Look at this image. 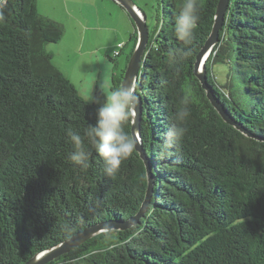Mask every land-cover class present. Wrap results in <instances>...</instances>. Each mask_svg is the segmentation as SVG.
<instances>
[{"label":"trees","instance_id":"16d2710c","mask_svg":"<svg viewBox=\"0 0 264 264\" xmlns=\"http://www.w3.org/2000/svg\"><path fill=\"white\" fill-rule=\"evenodd\" d=\"M160 2L136 89L155 180L151 203L139 223L100 232L46 264H264V140L255 138H264V0L229 1L206 61L224 110L255 137L222 118L194 73L219 0H198L192 55L180 63L174 54L183 44L174 28L183 0ZM0 10V264H25L87 227L135 216L147 170L137 150L114 177L104 175L94 150L86 172L70 161L66 132L95 123L105 91L96 87L88 101L54 64L46 47L61 40L64 27L39 12L38 0H5ZM134 28L113 87L122 84L137 44ZM218 61L234 73L225 85L213 72ZM185 99V136L160 159L170 117ZM126 130L132 135V122Z\"/></svg>","mask_w":264,"mask_h":264},{"label":"clouds","instance_id":"9594fccd","mask_svg":"<svg viewBox=\"0 0 264 264\" xmlns=\"http://www.w3.org/2000/svg\"><path fill=\"white\" fill-rule=\"evenodd\" d=\"M5 0H0L2 5ZM198 0H183L178 15L175 17L174 34L182 42L183 47L177 49L174 56L177 63L192 55L194 32L200 19ZM4 19L0 10V21ZM155 47V45H154ZM104 100L96 109V121L83 129H68L66 136L73 151L69 154L70 161L81 172H86L91 165L93 150L103 162V173L114 177L122 163L137 150L139 137H133L126 130L136 116L139 97L137 95L138 79L113 87L105 85ZM181 107L170 117L168 130L159 148V157L164 159L168 153L179 146L185 136V122L190 117L188 101L182 100ZM67 227V226H65Z\"/></svg>","mask_w":264,"mask_h":264},{"label":"rangeland","instance_id":"374dc122","mask_svg":"<svg viewBox=\"0 0 264 264\" xmlns=\"http://www.w3.org/2000/svg\"><path fill=\"white\" fill-rule=\"evenodd\" d=\"M134 2L146 15L149 27L153 28L158 22V12L161 11L160 0H134ZM38 10L41 14L59 22L64 27V35L61 40L56 43H49L46 47L48 52L53 55L54 64L76 85L84 98L88 101L92 100L95 89L94 84L96 81L98 82L96 76L98 66L95 65L94 55L91 52L96 47H100L101 53L105 49L112 48L113 43L110 42L113 40L114 34L106 29V24H111L114 27L116 23L109 19L101 27L95 25L96 27L93 28L91 26L95 22H89L88 18L97 17L95 16L97 11H100L101 17H110L108 12L113 10L114 17H120L119 20L122 23L120 27L126 37V30L135 25L132 17L126 9L120 10V8L110 3L105 6L98 0H38ZM79 26L85 29L81 30ZM87 30L93 31V40L86 39L84 31ZM126 38L129 41L130 35ZM85 39L86 42L84 44ZM132 46L133 43L126 48L127 52H129L128 54H130ZM117 49L119 51L118 46ZM124 56L122 54L118 57V62H115L118 66L117 69H121V71L127 63L128 56L126 58ZM122 58L123 61L120 64L119 60ZM115 63L110 62L111 68H113L112 65ZM212 68L221 85H225L232 80L230 76L232 71L229 64L218 61L213 64ZM233 84L235 88L239 87L238 77L233 79ZM98 85L100 89H104L100 83ZM234 96L241 104H245L243 98L238 94H234Z\"/></svg>","mask_w":264,"mask_h":264},{"label":"water","instance_id":"95a60500","mask_svg":"<svg viewBox=\"0 0 264 264\" xmlns=\"http://www.w3.org/2000/svg\"><path fill=\"white\" fill-rule=\"evenodd\" d=\"M115 1L118 2L122 7H124L126 11L129 13V15L132 17L138 32L137 44L135 46L133 53L131 54V57L128 61L124 73V78L122 81V84H124L126 82L131 81L132 78L134 77L139 79L141 62L150 38V29L147 23L146 15L140 10V8L136 5L134 0H115ZM229 1L230 0H219L218 2L212 30L196 56V60L194 64V73L200 80L203 88L206 90L208 99L210 100L212 105L217 109V111L222 116V118L227 123L234 125L238 130H240L247 136L255 137L249 131H247L241 125H239L232 118V116L224 110V107L219 102L212 88L208 84L206 61L210 56V53L213 50L214 46L220 40V30L223 27ZM138 97H139V104L137 106L136 116L132 121V136L139 137L137 151L139 152L141 158L145 163L147 170V181H148L145 199L141 205L139 212L125 223L104 222L87 227L84 230L77 232L70 238L52 246L51 248H48L44 251L35 254L25 264H46L58 258L59 256L70 252L71 250L75 249L76 247L84 243L86 240H88L89 238L93 237L94 235L100 232L109 230L111 228H128L134 224L139 223L140 219L145 215V212L148 209L154 194L155 180H154V174L152 171L151 164L147 158V153L141 140V120H142L143 105H142L141 97L139 95ZM255 138L264 140V138L262 137H255Z\"/></svg>","mask_w":264,"mask_h":264},{"label":"crops","instance_id":"0c3cea01","mask_svg":"<svg viewBox=\"0 0 264 264\" xmlns=\"http://www.w3.org/2000/svg\"><path fill=\"white\" fill-rule=\"evenodd\" d=\"M98 1L103 3L105 6L110 3L113 6H115V7L117 6L118 8H120V10H124L125 9L124 7H122L115 0H108V1L107 0H98ZM106 12H108V11H106ZM95 14H96L95 16H97V17L88 18L89 22H95V23H92L93 26H91V27H93V28L96 27L95 25H99V27H101V25L105 24V22L108 21L109 19H111L114 23L117 24V25L114 24V27H112L111 24L110 25L106 24V27H107L106 29H108V31H111L114 34V38L110 42V43H113L112 48H108L107 50L105 49L104 52L101 53L100 52V47H96L91 52L94 55V61L96 63L95 65L98 66L97 67L98 71H96V76H97L98 82L96 81L94 86H95V88L99 87L98 83H100V85L104 88L102 90L106 91L105 90L106 89L105 85H108V84L112 85L113 74L115 72L119 71V69H117L118 66L116 65V63L113 64L112 65L113 68H111L110 62L114 63L111 60V58H116V61L118 62V57H120L122 54L125 55L124 56L125 58L128 56L129 52H127L126 48L130 47L131 42L126 40L127 39L126 37L128 35H130V37H131L132 34L135 31V28H134V26L133 27H129L128 30H126V37H125L124 31H122V28L120 27L122 25L121 21L119 20L120 17H114L115 15L113 14V10H110L108 12L110 17H101L100 16V11H97V13H95ZM118 24H119V26H118ZM79 27L81 28V30L85 29L84 27H81V26H79ZM87 28H89V27H87ZM84 34H85L86 39L89 38V40H93V31L87 30V31H84ZM86 39L84 41V44L86 42ZM128 39H130V38H128ZM119 43H124V47L122 48L120 55L118 57H115L114 56V52L118 50L117 46H118ZM97 55H98V61H97ZM111 55H113V56H111ZM122 61H123V58L121 60H119V63L121 64Z\"/></svg>","mask_w":264,"mask_h":264},{"label":"built area","instance_id":"2783aa9c","mask_svg":"<svg viewBox=\"0 0 264 264\" xmlns=\"http://www.w3.org/2000/svg\"><path fill=\"white\" fill-rule=\"evenodd\" d=\"M122 46H123V43H120V44H119V47H122ZM118 54H119V51H116V52H115V55H118Z\"/></svg>","mask_w":264,"mask_h":264}]
</instances>
